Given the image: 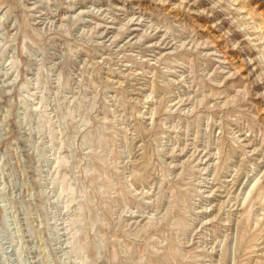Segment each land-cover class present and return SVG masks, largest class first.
Masks as SVG:
<instances>
[{"label":"rangeland","instance_id":"obj_1","mask_svg":"<svg viewBox=\"0 0 264 264\" xmlns=\"http://www.w3.org/2000/svg\"><path fill=\"white\" fill-rule=\"evenodd\" d=\"M240 3L0 0V264H220L238 228L232 263L264 264V29Z\"/></svg>","mask_w":264,"mask_h":264},{"label":"bare ground","instance_id":"obj_2","mask_svg":"<svg viewBox=\"0 0 264 264\" xmlns=\"http://www.w3.org/2000/svg\"><path fill=\"white\" fill-rule=\"evenodd\" d=\"M235 2H241V3H246L249 7L248 8V14L250 16H252V18L254 20L256 19H259V26L261 27L260 30H263L264 29V14H262L261 11H259L260 8L256 7V6H253L252 3L248 2L249 0H234ZM10 2V0H9ZM249 4H248V3ZM240 3V4H241ZM258 22V20H257ZM256 24V23H255ZM259 40H263V37L262 35L260 36V39ZM262 54L264 55V50L262 51ZM256 180V179H255ZM196 181V180H195ZM174 196V195H173ZM220 211V210H219ZM249 221V220H248ZM247 223V222H246ZM249 224V223H248ZM239 226V225H238ZM237 226V228H238ZM241 226V225H240ZM239 226V227H240ZM239 230L237 231V234L234 235L233 237H231V241H227V247L226 249L223 251L222 255H221V261H220V264H231L232 262L235 263V256L238 254V250L242 247L243 243H244V240H245V237L243 236L242 231H244L243 229H240L238 228ZM236 232V231H235ZM245 232V231H244ZM218 264V263H217ZM233 264V263H232Z\"/></svg>","mask_w":264,"mask_h":264}]
</instances>
